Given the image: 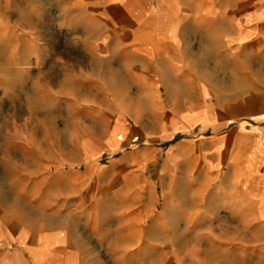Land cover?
I'll use <instances>...</instances> for the list:
<instances>
[{
  "label": "crops",
  "instance_id": "crops-1",
  "mask_svg": "<svg viewBox=\"0 0 264 264\" xmlns=\"http://www.w3.org/2000/svg\"><path fill=\"white\" fill-rule=\"evenodd\" d=\"M26 5L20 38L10 24L0 38V86L36 118L10 121L25 181L5 189L52 209L0 215V264H108L98 206L132 240L107 249L115 264H156L175 221L156 213L165 188L167 207L197 209L176 221L197 223L198 264H264V0Z\"/></svg>",
  "mask_w": 264,
  "mask_h": 264
},
{
  "label": "rangeland",
  "instance_id": "rangeland-1",
  "mask_svg": "<svg viewBox=\"0 0 264 264\" xmlns=\"http://www.w3.org/2000/svg\"><path fill=\"white\" fill-rule=\"evenodd\" d=\"M27 0H0V38L7 39V36L10 32H6L5 25L10 24L11 28L13 27V32L18 34V38L22 33L23 26H14L15 19L20 16L22 17L21 10L23 7L26 9ZM6 14V15H5ZM36 20V19H35ZM9 26V25H8ZM16 30V31H15ZM4 59V55L2 60ZM3 82V79H2ZM20 103V96L17 101ZM8 101H6V97L3 91V87L0 86V215L2 214H10L12 213L15 203H18L19 209H23L21 205H27L28 208H24L25 211H28L31 214H38V212L43 213L44 211H49L52 208L39 206V202L41 203L42 192H38L36 190H10L5 189V187L10 186V183L13 182V187H15L16 183L23 182L21 175L15 174L16 164L20 163L19 153L16 151L11 152L8 146L10 143L6 142L9 135L12 133L10 126V121L12 119L13 124L15 125L19 119L23 118H36L35 112H33L34 116H27V112L10 110ZM15 106V104H13ZM8 107L9 110L6 109ZM9 122V123H7ZM8 125V127H7ZM11 127V128H10ZM29 129L34 130L36 133L37 129L35 127H30ZM20 130V129H19ZM36 144H30L29 152L31 155H35L36 153ZM34 153H33V152ZM110 158L106 157L102 160V167H106L105 165H109ZM36 158L28 159V168L31 170L30 180H28L29 186H33L32 182H36L37 175L34 174L36 169ZM35 185V184H34ZM12 186V185H11ZM36 186V185H35ZM20 187V186H19ZM169 191L165 189H158V198L160 200V204L157 207L156 213L166 215V213H173L174 222L171 224V231L168 232L172 235L171 238H158L156 240L158 248L162 250H157L156 253V264H198L197 260L199 258V254L201 250H196L197 247V223H182L180 221H176V219L181 218L182 214H195V207H188L187 202H185V206H176L178 203L176 200H173L175 203L173 208L167 207L166 204L171 203V199H162V195L170 194ZM111 193V192H110ZM94 195H97L94 192ZM98 196L94 197L97 199ZM166 203V204H165ZM14 204V205H12ZM32 204V205H31ZM38 204V205H37ZM34 205V206H33ZM180 205V204H179ZM120 209V208H119ZM118 208H112L110 206H101V207H93L92 208V219L93 221L100 218L101 227L105 230V237L101 244L98 243L97 238L93 237V245L99 247L102 252L105 254V257L108 261V264H115L116 262L113 252L116 250H108V248L118 249L122 246L128 247L129 243L132 241L127 238L115 237L113 226L114 220L112 217H115L117 214ZM181 213H177L180 211ZM177 214V215H176ZM3 225V224H2ZM91 226L97 227V223H92ZM202 242V240H201ZM136 246V244H134ZM116 247V248H115ZM119 249L117 250V252ZM142 261V256H141ZM148 262V261H147ZM146 262V264H147ZM141 264H143L141 262Z\"/></svg>",
  "mask_w": 264,
  "mask_h": 264
},
{
  "label": "bare ground",
  "instance_id": "bare-ground-1",
  "mask_svg": "<svg viewBox=\"0 0 264 264\" xmlns=\"http://www.w3.org/2000/svg\"><path fill=\"white\" fill-rule=\"evenodd\" d=\"M6 15V14H5ZM1 70V69H0ZM4 70V69H3ZM260 75V74H259ZM50 126V125H49Z\"/></svg>",
  "mask_w": 264,
  "mask_h": 264
}]
</instances>
